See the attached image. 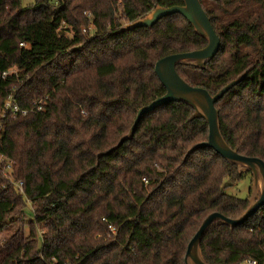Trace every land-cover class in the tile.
I'll return each mask as SVG.
<instances>
[{
    "label": "trees",
    "instance_id": "obj_1",
    "mask_svg": "<svg viewBox=\"0 0 264 264\" xmlns=\"http://www.w3.org/2000/svg\"><path fill=\"white\" fill-rule=\"evenodd\" d=\"M201 1L221 47L205 68L179 63L178 73L215 94L247 71L216 107L228 143L264 159V31L245 19L224 23ZM183 4L0 0V153L13 178L0 167V264H186L209 213L235 218L249 206L225 183L252 172L212 147L190 151L208 139L209 123L184 102L146 112L119 145L139 108L166 93L156 62L208 44L179 13L151 28L123 26L157 5ZM88 12L96 29L85 37ZM8 94L28 113L4 115ZM202 239L209 264H264V205L234 228L214 221Z\"/></svg>",
    "mask_w": 264,
    "mask_h": 264
},
{
    "label": "water",
    "instance_id": "obj_2",
    "mask_svg": "<svg viewBox=\"0 0 264 264\" xmlns=\"http://www.w3.org/2000/svg\"><path fill=\"white\" fill-rule=\"evenodd\" d=\"M179 13L188 22L194 26L196 32L205 37L208 44L203 48L194 49L183 53H171V55L160 58L155 64V72L159 76L166 93L156 97L155 100L139 108L133 126L130 131L119 141V145L124 140L132 138L140 122L141 117L146 113L156 109L157 106L170 102H184L195 109L192 116L201 117L209 123V135L205 142L196 144L193 148L212 147L221 156H224L232 164L238 166V172L250 171L253 175V194L249 201V206L241 212L238 217L231 218L218 211L208 214L202 221L201 226L192 236L189 242L185 263L186 264H209L201 251L202 238L209 230L214 221L229 224L232 228L242 225L249 217L255 214L258 209L264 205V159L256 156H248L239 153L224 138L221 131L220 112L216 103L234 86L238 85L246 76L244 71L238 78L224 85L217 93L213 94L206 88L193 86L188 83L177 70L179 63L196 65L199 68H205V65L211 61L221 47L219 35L212 25L211 18L202 5L201 0H184L183 5H174L164 7L157 5L152 12L138 20L125 24L123 29H134L139 26L153 27L161 18L170 16V14ZM189 151V153H190ZM231 182L225 183V186Z\"/></svg>",
    "mask_w": 264,
    "mask_h": 264
},
{
    "label": "rangeland",
    "instance_id": "obj_3",
    "mask_svg": "<svg viewBox=\"0 0 264 264\" xmlns=\"http://www.w3.org/2000/svg\"><path fill=\"white\" fill-rule=\"evenodd\" d=\"M34 2L35 0H22L24 6H31ZM204 4L209 8L215 9L219 15L221 14V19L224 23L240 18L248 20L251 24H256L259 29L264 31V0H236L232 4L224 5L220 8H217L212 0H204ZM250 50H252V47L244 48V51ZM230 182L231 184L225 188L228 193L240 198H248L250 201L253 194V175L250 174V176L241 179L237 183ZM27 213L31 214L32 212L27 208Z\"/></svg>",
    "mask_w": 264,
    "mask_h": 264
},
{
    "label": "built area",
    "instance_id": "obj_4",
    "mask_svg": "<svg viewBox=\"0 0 264 264\" xmlns=\"http://www.w3.org/2000/svg\"><path fill=\"white\" fill-rule=\"evenodd\" d=\"M86 15L88 16L89 22H88V25L82 27V34L85 37H89V36L94 35L96 28H95L94 17L92 15V13L88 12ZM63 26L64 25L60 26L59 30H62ZM28 45L29 44L27 42H24V41L20 43L21 47H23V46L28 47ZM12 71L13 70H7V71L3 72L2 77L6 78L8 76V74ZM37 106H38L37 108L40 110L41 104H38ZM3 112H4V115H6V116H9V114H11L13 116H17V115H19V113H23L24 115L27 114L28 109L27 108L22 109L21 106L19 105V103L17 102L15 95L8 94V97L4 101V104H3ZM1 127H2V123H0V132L2 130ZM0 167L3 168L4 175L6 178H8L9 180L10 179L13 180V178L10 177V175H11L10 170L12 169V161H9L5 157V155L1 154V153H0ZM143 180L146 183L148 182V179L146 177H143ZM17 186H18L20 193L23 194L24 193L23 182L22 181L17 182ZM110 227L113 231H115V227H113L112 225H110ZM244 264H259V263L257 262V260L248 259L247 261L244 262Z\"/></svg>",
    "mask_w": 264,
    "mask_h": 264
}]
</instances>
